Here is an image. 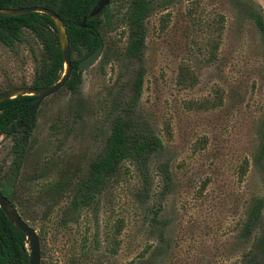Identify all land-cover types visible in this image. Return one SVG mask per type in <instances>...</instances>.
I'll return each mask as SVG.
<instances>
[{
    "label": "rangeland",
    "instance_id": "1",
    "mask_svg": "<svg viewBox=\"0 0 264 264\" xmlns=\"http://www.w3.org/2000/svg\"><path fill=\"white\" fill-rule=\"evenodd\" d=\"M146 25L142 61L125 55L124 26H104L78 92L64 88L35 113L17 209L39 234L41 264H264V0H156ZM42 52L29 31L12 48L0 42L1 90L30 86ZM127 111L136 132L164 143L149 161L151 194L127 166L66 220L74 184L48 190L86 172ZM13 146L0 137V183L12 188Z\"/></svg>",
    "mask_w": 264,
    "mask_h": 264
},
{
    "label": "trees",
    "instance_id": "2",
    "mask_svg": "<svg viewBox=\"0 0 264 264\" xmlns=\"http://www.w3.org/2000/svg\"><path fill=\"white\" fill-rule=\"evenodd\" d=\"M101 0H0V9H17L42 6L51 9L63 20L70 42L74 72L65 88L77 93L82 82V73L78 72V63L104 45V26L125 27L127 45L125 55L132 60L142 61L148 36L146 20L154 10L156 0H112L102 13L90 17L93 9ZM119 3L117 11L111 10L113 3ZM86 18V27L81 25ZM263 27V25H260ZM25 31L31 32L42 44L43 52L40 64L36 68L30 86L49 87L59 82L64 73L65 62L58 30L53 18L43 13L8 17L0 16V42L14 47L24 41ZM145 69L141 67L133 85L134 94L129 108L135 110L143 94ZM3 92L0 88V93ZM34 96H19L0 103V137L14 139L13 153L15 161L10 170L18 186L0 183V190L14 207H23L25 198L20 188L29 180L24 178L23 167L29 148V139L35 130L36 116H31V101ZM128 114H115L111 129L106 138L104 149L98 159L90 164L86 172H78L73 178L60 179L48 190V195L55 198L71 184L74 194L71 206L66 211V220L77 222L81 210L89 206L96 196L104 190L108 180L118 177L123 169L130 172L129 166L135 168L140 179L141 188L146 195L151 194V156L164 147L162 139L155 133L140 134L135 131L133 118ZM164 184L171 182L169 163L160 169ZM17 188V189H16ZM157 213L154 217L156 220ZM44 253L42 252V255ZM30 250L23 232L10 222L0 208V264H29Z\"/></svg>",
    "mask_w": 264,
    "mask_h": 264
},
{
    "label": "water",
    "instance_id": "3",
    "mask_svg": "<svg viewBox=\"0 0 264 264\" xmlns=\"http://www.w3.org/2000/svg\"><path fill=\"white\" fill-rule=\"evenodd\" d=\"M112 0H101L98 5L93 9L90 17L98 16L102 13L103 9L107 7ZM30 13H43L49 15L55 21L59 38L60 46L63 53L65 62L64 73L59 82L49 87H18L10 89L0 93V103L9 99H13L19 96H34L31 100L34 105L31 108V116H34L40 104L65 88L67 82L73 75L74 67L72 64V52L70 49V42L67 34L66 26L63 20L56 14L55 11L42 7H23L17 9H0V16L16 17L26 15ZM83 28L86 27V18L83 20L81 25ZM103 52V45H101L94 53L88 57L82 59L78 63V72L84 73L86 70L91 68L100 58ZM0 208L4 211L10 222L20 232H23L28 241V247L30 250L29 264H41L42 262V249L41 240L37 230L31 226L20 214L18 209L14 207L11 201L2 193L0 190Z\"/></svg>",
    "mask_w": 264,
    "mask_h": 264
}]
</instances>
